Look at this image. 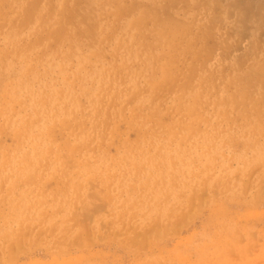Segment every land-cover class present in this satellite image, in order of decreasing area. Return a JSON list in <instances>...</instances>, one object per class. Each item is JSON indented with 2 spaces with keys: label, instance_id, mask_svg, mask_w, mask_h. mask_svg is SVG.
<instances>
[{
  "label": "rangeland",
  "instance_id": "1",
  "mask_svg": "<svg viewBox=\"0 0 264 264\" xmlns=\"http://www.w3.org/2000/svg\"><path fill=\"white\" fill-rule=\"evenodd\" d=\"M0 264H264V0H0Z\"/></svg>",
  "mask_w": 264,
  "mask_h": 264
},
{
  "label": "bare ground",
  "instance_id": "2",
  "mask_svg": "<svg viewBox=\"0 0 264 264\" xmlns=\"http://www.w3.org/2000/svg\"><path fill=\"white\" fill-rule=\"evenodd\" d=\"M86 8H87V7H86ZM89 11H90V10H89ZM176 82H177V81H176ZM91 197H92V196H91ZM91 197H90V198H91ZM148 237H149V236H148ZM141 242H142V241H141ZM139 243H140V242H138V244H139ZM140 244H141V243H140Z\"/></svg>",
  "mask_w": 264,
  "mask_h": 264
}]
</instances>
